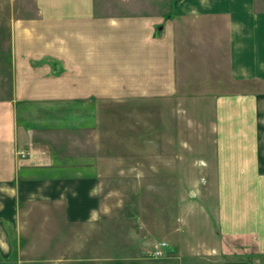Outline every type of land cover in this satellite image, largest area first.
Returning a JSON list of instances; mask_svg holds the SVG:
<instances>
[{
  "label": "crops",
  "instance_id": "1",
  "mask_svg": "<svg viewBox=\"0 0 264 264\" xmlns=\"http://www.w3.org/2000/svg\"><path fill=\"white\" fill-rule=\"evenodd\" d=\"M110 1L33 0L31 17L8 26L0 50V264H46L42 258L123 264L105 263L111 236L102 227L97 165L107 136H100L96 105L175 95L177 65L189 64L194 41L213 64L226 66L236 87L211 94L214 171L223 178L217 194L226 193L219 207L224 238L198 254L201 262L179 261L166 245L162 255H169H134L129 264H258L254 258L264 256V9L257 0H176L175 8L166 3L161 11L159 0ZM143 1L149 3L142 7ZM227 242L241 249L226 251Z\"/></svg>",
  "mask_w": 264,
  "mask_h": 264
},
{
  "label": "rangeland",
  "instance_id": "2",
  "mask_svg": "<svg viewBox=\"0 0 264 264\" xmlns=\"http://www.w3.org/2000/svg\"><path fill=\"white\" fill-rule=\"evenodd\" d=\"M166 1L157 2L158 11L166 3L175 8L176 0ZM146 3L143 1L142 7ZM257 4L264 9V0H257ZM32 13L33 0H0V50L9 40V24ZM193 43L194 48L185 57L191 60L189 64L177 65L175 95L96 105L100 136H107L104 149L98 151L103 160L97 165L101 171L97 179L104 212L102 227L111 236L106 242L111 256L105 263L129 264L136 256L153 258L147 252L158 242H165L166 250L173 249L170 253H176L179 261L197 263L201 262L198 254L214 249L215 243L224 238L225 232L219 231V207L226 193L217 194L223 178L214 171L215 130L209 126L216 118L211 94L236 87L227 79L226 66L213 64L201 42ZM57 138L64 144L68 141L65 136ZM63 147V152H68V147ZM225 185L229 186L228 178ZM232 246L227 242L222 247L226 251L241 249ZM166 253L162 257L170 254ZM193 253L195 257L188 256ZM42 259L55 264L49 261L51 258ZM227 259L241 257L224 256L222 261ZM254 259L264 264V256Z\"/></svg>",
  "mask_w": 264,
  "mask_h": 264
},
{
  "label": "built area",
  "instance_id": "3",
  "mask_svg": "<svg viewBox=\"0 0 264 264\" xmlns=\"http://www.w3.org/2000/svg\"><path fill=\"white\" fill-rule=\"evenodd\" d=\"M165 246V242H158L147 252V254L153 258H159L162 256V250Z\"/></svg>",
  "mask_w": 264,
  "mask_h": 264
},
{
  "label": "trees",
  "instance_id": "4",
  "mask_svg": "<svg viewBox=\"0 0 264 264\" xmlns=\"http://www.w3.org/2000/svg\"><path fill=\"white\" fill-rule=\"evenodd\" d=\"M175 4V3H174Z\"/></svg>",
  "mask_w": 264,
  "mask_h": 264
}]
</instances>
